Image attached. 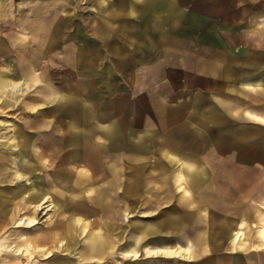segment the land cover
Listing matches in <instances>:
<instances>
[{"label":"rangeland","instance_id":"obj_1","mask_svg":"<svg viewBox=\"0 0 264 264\" xmlns=\"http://www.w3.org/2000/svg\"><path fill=\"white\" fill-rule=\"evenodd\" d=\"M224 2L183 0L178 7L176 0H0V74L18 82L0 93V166L8 162L12 176L8 184L0 181V213L1 187L16 194L28 184L16 178L23 169L15 127L27 138L28 154L42 152L33 159L43 170L63 164L85 179L72 191L74 212L63 196L43 197L39 190L37 202L26 207L12 197L13 219L0 223V264L17 256V264H67L46 256L60 244L56 239L48 250L40 245L32 254H17L24 248L18 231L41 239L66 212L80 229L83 222L89 231L110 230L112 203L119 214L118 264H146L144 257L167 264H249L242 246L227 255L233 245L205 238L209 206L235 203L237 187L229 186L228 172L238 158L249 162L241 167L255 179L247 187L264 180V120L249 114H264V22L222 19L243 16ZM45 27L57 30L44 45ZM175 158L210 164L172 163ZM41 170L37 166L35 173ZM227 190H233L230 198ZM82 195L101 198V223L81 211L89 207ZM187 205L198 210L187 213ZM22 215L37 222L18 224ZM183 216L190 219L180 222ZM130 223L138 234L151 228V246L164 239L177 246L183 230L186 250L162 255L139 249L129 257ZM212 225L214 232L226 227L220 219ZM217 240H226L224 231ZM81 248L75 244L69 255L76 260Z\"/></svg>","mask_w":264,"mask_h":264},{"label":"crops","instance_id":"obj_2","mask_svg":"<svg viewBox=\"0 0 264 264\" xmlns=\"http://www.w3.org/2000/svg\"><path fill=\"white\" fill-rule=\"evenodd\" d=\"M15 0H9V4H12L11 2H14ZM178 7L183 6V0H176ZM173 3V2H172ZM186 3V1H185ZM214 3V1H213ZM223 4V2H221ZM225 6L229 5L231 8L235 7L236 9H242L243 10V16L242 17H235V16H226V20H257L259 22H264V0H225L224 2ZM55 3L51 5L54 7ZM244 8H247V10L244 11ZM34 10V9H33ZM32 10V11H33ZM244 12H248V14L245 16ZM46 29V33L42 35L40 32V38H44L43 40L40 41L43 42L45 45L47 42H50L51 37L55 34L57 27H50V28H43ZM53 41H55L53 39ZM1 75V74H0ZM14 87L18 85V82L16 83H9L8 80L1 75L0 77V93L7 92L9 89L7 86ZM249 114L255 116L257 119L264 120V114H259V113H253L249 111ZM13 132H16L19 134L17 144L15 145L16 149L18 150V159L17 163L22 166L23 171L21 170L19 174H17L16 178L19 181L26 182L23 184V188L17 191L18 193H13L15 192L12 189H9V186L7 187L2 186L1 191H2V202H1V212H5L8 214H12L10 212V206L11 204H15L16 201H12V197L18 196V201L20 205H24L25 207L27 205H31V203L37 202V197L38 194L36 193V190L41 191V195L43 197L48 196V194H51L52 197H56L58 200V196L62 197L61 202L65 204L66 208L69 209L71 212H74V207H73V197H71L72 191L74 189H81L83 182H84V176L81 175H76L71 173L72 171L67 167L62 165H58L56 168H54L50 173L47 172V170H43L39 163L37 161H34L33 158H36V160L40 159L42 156V152L39 151L38 153L27 152V138L23 134V130L19 127L13 128ZM20 136H22V139H20ZM69 149V148H68ZM74 148L70 149V154L74 153ZM95 153L93 152V155ZM20 157V158H19ZM53 157V156H52ZM175 162L172 163H184L186 164H210L209 162H201L197 161V159L193 158H184L183 162H179L180 158H175ZM237 162L235 163L236 167L233 169H230L228 172V175L230 178L228 179L229 181V186L237 187L235 189V203L227 204L225 208H219L218 206L210 205L209 209L207 210L209 213V219H210V227L206 230L205 233H207L208 236H205L207 239V242L209 244H218V243H225V244H231L233 245V248L227 249L226 254L227 255H234L236 254V251H238L241 248L242 255V260L248 261L249 264L257 262L258 264H264V180H262L261 183L257 180L256 184L254 183L253 188L247 187V183L251 180H255L250 173L246 172V168L241 167V165H248L249 162L245 161L243 158H238L236 160ZM94 164L98 163V159L94 160ZM264 162H260L262 164ZM8 164V168H6V165ZM11 164V163H10ZM65 164V163H64ZM93 164V165H94ZM99 164V163H98ZM39 167L41 172L40 173H35V168ZM3 167H5L4 174L2 175V179H4L2 183L8 184L10 180L12 179V176L9 174V163L5 162L3 163ZM98 168V167H97ZM101 169V168H98ZM79 173V172H78ZM80 174V173H79ZM33 179H30L32 178ZM176 180H180V178H176ZM44 182H48L50 184V187L47 185H44ZM33 184V185H32ZM30 185V186H28ZM34 186V188H33ZM40 186V187H39ZM51 187H54L53 189L50 190ZM194 188V186H191ZM47 190L48 192L45 193L44 191ZM194 194L193 196H195ZM233 195V190H227L226 196L230 198ZM50 196V195H49ZM83 196V195H82ZM100 195L98 194V197ZM210 196V195H208ZM42 197V198H43ZM96 195L94 196H83V200L86 203V206H89L86 209H82L81 211L86 214V216H92L91 220H98L99 223H101V215L102 212H104V208L102 206V201L101 198H98ZM8 198V199H7ZM11 201V202H9ZM44 201V200H43ZM90 201L91 203H89ZM191 201V200H190ZM228 202V201H227ZM233 202V201H232ZM112 208H110V215L111 217H114L115 221V226H110V230L112 233L107 232L108 227H102L104 231H89V229L86 227V223L81 225V229L78 228L76 224L71 222L72 214L70 212H66V215L62 220H60L57 224L49 225L45 229V233L41 235V239L36 238V237H27L26 235H23L21 231H18V236H17V242L20 246H26V245H33L34 248L36 246H45L48 250V246L54 245L56 243L54 239L57 241L60 240L61 244H59L55 250L52 253L47 254L46 256L49 259H59L60 262L62 263L61 260H65L67 264H84V262H93V261H99L106 256H102L101 252L99 251L98 254L95 255H90L87 253V250L85 251V254L82 255L81 257L85 256L80 260V263H78L77 259L75 260L72 255H69V253L73 250L75 244H81V252L80 254L90 245L88 243H91V240H98L99 237H101L104 241H107L111 238H114L116 242L114 245H118L119 242H121L118 238V235H116L117 228H119L118 223L116 222V219L118 217V210L115 207V204L112 203ZM14 207V206H13ZM187 213L191 212H196L198 209L197 206H192V205H187L186 206ZM85 208V207H84ZM191 208V209H190ZM97 212L101 213V215L97 214ZM166 212V211H165ZM221 214L220 216L218 214ZM186 214V213H185ZM224 214V215H223ZM97 217V218H96ZM180 222L181 220L187 221L190 219V217L183 216V218H179ZM225 221V228L223 230V227L220 230H217L218 228L212 225L213 223H217L218 220ZM10 221V220H7ZM178 221V222H179ZM165 223V221L163 222ZM179 225V224H178ZM55 227L59 228L58 231H55ZM96 225L94 224L93 221H91V228H95ZM129 227V236H128V241H129V249L130 252L128 253L129 257H133L137 254V251H147V253H153V254H172V253H180L183 252L181 249L186 250V247L183 248V246L180 244V241L183 240L184 238V231L178 229V237L181 239L178 242L177 246L170 247L168 244H166V240L164 239L162 241V245H155L151 246L147 243L149 240V235L151 232V228L145 227L142 231V234L136 233L134 227H137L136 224L130 223L128 225ZM165 229V227H163ZM169 229V228H168ZM85 231V232H84ZM224 231L226 240L221 241L217 240V233L222 234ZM75 232V236H73V233ZM23 235V236H22ZM21 240V242H20ZM79 240V241H78ZM67 245L69 247L68 250H65L64 252L58 251V248L61 246ZM200 245L199 243L195 242L194 244V249L196 250V246ZM143 246H146L145 250L143 249ZM245 246V247H244ZM247 246V247H246ZM117 249V248H116ZM116 249L114 251L116 255ZM158 249V250H157ZM157 250V251H156ZM35 250H28V254H32ZM25 253V252H23ZM66 253V254H64ZM187 253V252H186ZM193 251L191 250V255ZM190 254V252L188 253ZM66 255V256H65ZM127 255L128 260L130 259ZM185 255V254H183ZM27 258V256H25ZM119 259V256H117V260L115 261V264H118L117 261ZM126 259V258H125ZM144 260L146 264H167L165 260H155L152 261L149 258H145ZM137 261V260H135ZM111 264V261L109 262ZM169 264V263H168Z\"/></svg>","mask_w":264,"mask_h":264},{"label":"bare ground","instance_id":"obj_3","mask_svg":"<svg viewBox=\"0 0 264 264\" xmlns=\"http://www.w3.org/2000/svg\"><path fill=\"white\" fill-rule=\"evenodd\" d=\"M0 158L3 160V158L0 156ZM1 160V161H2ZM3 164V163H2ZM4 170H5V167L3 166H0V181H3L4 179H2V175L4 174ZM2 179V180H1ZM41 204V203H40ZM20 206V205H19ZM13 219V215L11 214H8V213H5V212H1L0 213V223L2 224L3 222H7V220H12ZM37 221L34 217H29V216H26V215H22L19 220L17 221L18 224H35ZM111 229V228H109ZM107 232L109 233H112L111 230H108ZM17 233V232H16ZM19 234L17 233V236ZM73 236H75V232L73 233ZM79 241V240H78ZM116 242V240L114 238H111L107 241H104L101 237H99L98 240H91V243H88L90 244L81 254H79V257H78V260L79 259H82L84 258L85 256L81 257L82 255L85 254V251L87 250V253L90 254V255H95V254H98V252L100 251L102 256H106L107 258H111V264H115L116 260H117V256L114 254V251L115 249L117 248L116 245H114V243ZM61 244V243H60ZM111 245H113L112 248H109ZM49 247V246H48ZM69 247L67 245H65L64 247L61 246L60 248H58V251L61 252V250H68ZM28 250H35L34 246L33 245H26L24 248H19L17 249L16 253L19 254V253H23V251L26 253L28 252ZM158 250V249H157ZM156 250V251H157ZM66 254V253H64ZM66 256V255H65ZM17 259L15 261H8L6 262V264H17V262L19 261V259L21 258V256H17L16 257ZM76 258V257H75ZM96 263L99 262V261H95ZM77 264V263H76Z\"/></svg>","mask_w":264,"mask_h":264}]
</instances>
